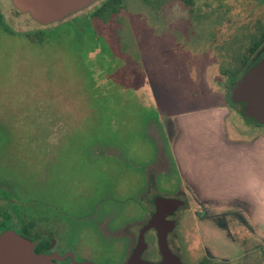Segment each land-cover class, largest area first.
Wrapping results in <instances>:
<instances>
[{"label": "rangeland", "instance_id": "1", "mask_svg": "<svg viewBox=\"0 0 264 264\" xmlns=\"http://www.w3.org/2000/svg\"><path fill=\"white\" fill-rule=\"evenodd\" d=\"M152 1L107 22L89 18L97 2L47 26L0 0V194L52 223L53 201L80 213L102 201L106 212L121 197L173 199L187 187L208 205L184 196L179 229L194 228L193 247L264 264V126L230 100L256 42L236 13L259 4ZM216 2L241 8L223 18Z\"/></svg>", "mask_w": 264, "mask_h": 264}, {"label": "flooded vegetation", "instance_id": "2", "mask_svg": "<svg viewBox=\"0 0 264 264\" xmlns=\"http://www.w3.org/2000/svg\"><path fill=\"white\" fill-rule=\"evenodd\" d=\"M216 3L225 10L223 18L235 15L233 4L237 3ZM257 3L259 7L251 8L247 14L236 13L239 18L248 16L249 23L244 29L251 32L254 41L263 42L254 55L264 47V0L254 2ZM237 6L239 10L241 7L238 4ZM263 56L264 54L261 57ZM150 181L148 180L149 185H152ZM185 195L186 192H183L182 197L173 198L183 203L177 210L171 206L160 208L159 218L150 227L158 213L155 201L160 197L147 201L142 200L136 193L121 197L114 201L116 206L114 210L106 211L109 213L107 217L103 215L106 212H102L99 207L102 201H99V205L90 203L83 206L81 213L70 208L69 204H66V207H63L65 205L59 207L60 203L53 201L55 220L49 223L46 220L47 216L35 212L38 215L36 217L27 212L25 204L21 205L12 198L8 199L4 194H0V205L3 203L0 208V235L14 231L27 238L34 244V253L46 256L49 264H231L227 257L218 259L209 249L202 255L193 247L190 239L194 234L192 233L194 228L190 226L189 230L179 229L184 225L187 213L191 214L190 202L184 199ZM5 199L11 202V210L7 208ZM84 201L88 202L89 199L85 198ZM40 206L42 207L41 204ZM74 215L77 224L74 222ZM201 217L198 218L195 212L193 219L201 225L212 221L213 218L207 214H202ZM190 223L191 220L188 224ZM222 224L223 229L229 230L227 223ZM91 227L95 238L94 248L87 241ZM164 241L168 249L164 248ZM257 249L260 251V248ZM258 263L261 264L260 261Z\"/></svg>", "mask_w": 264, "mask_h": 264}, {"label": "water", "instance_id": "3", "mask_svg": "<svg viewBox=\"0 0 264 264\" xmlns=\"http://www.w3.org/2000/svg\"><path fill=\"white\" fill-rule=\"evenodd\" d=\"M101 0H12L16 9L30 15L42 25H51L74 13L82 12ZM264 47L251 59L241 77L231 84L230 100L243 107L244 115L264 126ZM158 213L150 227L159 218V209L171 206L175 210L183 203L178 200L156 198ZM34 244L14 231L0 235V264H49L46 256L33 251ZM164 248L167 245L164 241ZM168 249V248H167Z\"/></svg>", "mask_w": 264, "mask_h": 264}, {"label": "trees", "instance_id": "4", "mask_svg": "<svg viewBox=\"0 0 264 264\" xmlns=\"http://www.w3.org/2000/svg\"><path fill=\"white\" fill-rule=\"evenodd\" d=\"M133 1H141L145 4L154 3L152 0H101L99 1V5H97L89 15V18H100L104 22L112 20L115 16L119 15V13L126 9L128 4ZM185 3H193L192 0H183ZM88 17L87 15H84ZM1 20V16H0ZM64 24V23H63ZM72 28V27H71ZM74 29V28H72ZM40 34V33H39ZM28 39L34 40L32 34L27 36ZM263 44V42L256 41L254 45L248 49V55L243 59V68L246 69L248 64L252 58V55L258 50V48ZM231 103V102H229ZM232 104V103H231ZM233 105V104H232ZM244 114V113H243Z\"/></svg>", "mask_w": 264, "mask_h": 264}, {"label": "crops", "instance_id": "5", "mask_svg": "<svg viewBox=\"0 0 264 264\" xmlns=\"http://www.w3.org/2000/svg\"><path fill=\"white\" fill-rule=\"evenodd\" d=\"M249 166H250V164H249ZM249 166H248L247 168L250 169ZM184 190H185L186 194L191 195L192 198H193L197 203H199L198 205H199L200 207H202V208H207V206H208L207 203H206V200H207V199L200 197L201 195H199L197 191H194L193 189H189V188H187V187H185ZM193 192H194V193H193ZM196 193H197V194H196ZM233 214H235L234 211H233ZM244 214H245V213H244ZM227 215H228V214H227ZM244 216H245V218H248L246 214H245ZM244 224H246V226H249V227H250V225H249L248 223H244ZM250 228H251V227H250Z\"/></svg>", "mask_w": 264, "mask_h": 264}]
</instances>
